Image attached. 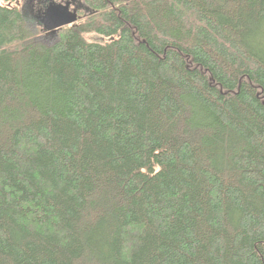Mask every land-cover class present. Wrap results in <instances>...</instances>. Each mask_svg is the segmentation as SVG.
<instances>
[{
	"label": "trees",
	"instance_id": "1",
	"mask_svg": "<svg viewBox=\"0 0 264 264\" xmlns=\"http://www.w3.org/2000/svg\"><path fill=\"white\" fill-rule=\"evenodd\" d=\"M2 1L0 264H264V0Z\"/></svg>",
	"mask_w": 264,
	"mask_h": 264
},
{
	"label": "flooded vegetation",
	"instance_id": "2",
	"mask_svg": "<svg viewBox=\"0 0 264 264\" xmlns=\"http://www.w3.org/2000/svg\"><path fill=\"white\" fill-rule=\"evenodd\" d=\"M68 3L70 4V11H73L75 7L79 8L78 14L80 17H82L81 20L87 17L89 13V9L80 0H75V1L74 0H27L24 8L22 9V12L24 17H26V20L29 23L35 25V31L37 33H40L39 38L52 37L56 34H50L42 31V27L39 23V19L44 16V14L47 12V10L52 4L66 5ZM26 12H30L32 16H29Z\"/></svg>",
	"mask_w": 264,
	"mask_h": 264
},
{
	"label": "water",
	"instance_id": "3",
	"mask_svg": "<svg viewBox=\"0 0 264 264\" xmlns=\"http://www.w3.org/2000/svg\"><path fill=\"white\" fill-rule=\"evenodd\" d=\"M78 11L79 8L77 7L70 11L69 3L66 5L52 4L44 16L39 19L42 31L59 34L63 29L77 24L82 19Z\"/></svg>",
	"mask_w": 264,
	"mask_h": 264
},
{
	"label": "rangeland",
	"instance_id": "4",
	"mask_svg": "<svg viewBox=\"0 0 264 264\" xmlns=\"http://www.w3.org/2000/svg\"><path fill=\"white\" fill-rule=\"evenodd\" d=\"M27 0H18V2L15 4V5H19L21 10L24 8L25 4H26ZM82 2V1H81ZM0 3L4 4L2 0H0ZM29 16H32V14H30V12H26ZM26 19V17H25ZM31 19V18H29ZM85 18H83L84 20ZM82 21V20H81ZM80 21V22H81ZM29 25V24H28ZM30 27H33L35 29V25L34 24H31L29 25ZM84 37L90 41V42H94V43H101V44H104V43H108L111 41L110 38H106V37H102L98 34H85ZM59 40V34H56L52 37H45V38H40V41L42 43H44L45 45H53L54 43H56L57 41Z\"/></svg>",
	"mask_w": 264,
	"mask_h": 264
}]
</instances>
